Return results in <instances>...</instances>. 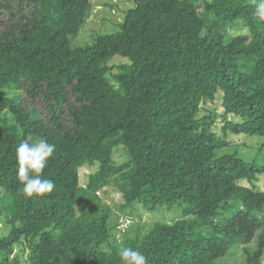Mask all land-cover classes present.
Masks as SVG:
<instances>
[{
	"label": "trees",
	"instance_id": "16d2710c",
	"mask_svg": "<svg viewBox=\"0 0 264 264\" xmlns=\"http://www.w3.org/2000/svg\"><path fill=\"white\" fill-rule=\"evenodd\" d=\"M132 1L118 31L76 44L92 0H0V88L19 90L0 94V112H10L0 117V264H22V239L28 264H122L123 247L147 264H220L248 243L246 264H261L264 164L219 152L229 134L264 136L258 0ZM238 20L249 32L229 34ZM220 92L224 136L214 112L201 113ZM41 139L55 145L42 172L55 187L26 198L16 148ZM120 147L127 160L118 164ZM85 166L95 170L82 184ZM107 187L125 206L182 216L116 239Z\"/></svg>",
	"mask_w": 264,
	"mask_h": 264
},
{
	"label": "rangeland",
	"instance_id": "374dc122",
	"mask_svg": "<svg viewBox=\"0 0 264 264\" xmlns=\"http://www.w3.org/2000/svg\"><path fill=\"white\" fill-rule=\"evenodd\" d=\"M92 8L87 18V24L81 28L78 35L73 39L76 44H85L91 42L97 31L101 33H111L118 31V23L123 20L125 10L131 5H134L132 0H92ZM204 3L199 4L200 15L203 16ZM229 34L235 35L249 32L248 27L241 20L236 21L232 26H229ZM97 30V31H95ZM94 31V32H93ZM94 34V35H93ZM128 61L127 58H123ZM117 62V59L116 61ZM112 63V62H111ZM2 96H12L19 94V90L15 89L13 85L0 88ZM211 110L215 114V121L213 124V131L219 136H224L222 127L224 124V111L222 106V93L220 92L215 101H205L201 103V113ZM10 113L9 111L0 112V117ZM227 119L239 120V117L228 115ZM1 126V123H0ZM229 145L219 150L220 153H237L247 162H256L264 164V136L257 135H233L229 134L225 137ZM114 158L118 164L127 160L126 151L120 147L114 152ZM95 168L85 166L80 170L81 183L85 184L88 175L93 172ZM241 184L250 186L249 182L242 181ZM257 189L264 191V175L259 177L256 182ZM101 195L104 200L112 206V213L110 224L114 226V234L116 239H122L125 235L135 237L138 233L145 234L150 227L156 222L171 223L182 216V213L175 211V209H166L164 207L157 211H149L142 204L137 203L134 208L125 206L121 194L113 187H107L101 190ZM2 217L5 216L3 208ZM4 227H1L3 229ZM4 231V230H3ZM26 240L22 239V243L16 244L14 254L20 253L22 264H28L29 248ZM242 245H234L230 251L219 260L220 264H246V256ZM248 248H253V245H248ZM109 249V248H107ZM13 257V255H12ZM264 264V258L262 259Z\"/></svg>",
	"mask_w": 264,
	"mask_h": 264
},
{
	"label": "clouds",
	"instance_id": "9594fccd",
	"mask_svg": "<svg viewBox=\"0 0 264 264\" xmlns=\"http://www.w3.org/2000/svg\"><path fill=\"white\" fill-rule=\"evenodd\" d=\"M256 15L261 21H264V0H258L256 3ZM54 151L55 145L43 139L35 144H31L25 140L17 146L16 175L22 185V188L19 190L21 195L26 198L34 196L43 197L53 191L55 187L53 181L42 178V172L46 167L48 159L53 156ZM238 245L245 246L243 249L246 257V250L249 249L248 245H253L254 248L253 243ZM118 256L122 264H147L146 257L140 251L134 250L131 247L120 248L118 250Z\"/></svg>",
	"mask_w": 264,
	"mask_h": 264
}]
</instances>
